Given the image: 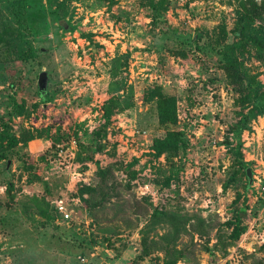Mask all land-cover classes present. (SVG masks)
<instances>
[{
	"label": "rangeland",
	"instance_id": "374dc122",
	"mask_svg": "<svg viewBox=\"0 0 264 264\" xmlns=\"http://www.w3.org/2000/svg\"><path fill=\"white\" fill-rule=\"evenodd\" d=\"M8 1L0 121L15 144L0 142V264H162L159 238L175 224L186 250L176 264H264V110L236 103L219 53L248 1L168 0L154 22L150 0H25L23 44ZM247 50L239 58L264 91V60ZM152 85L176 97L175 124L158 122ZM111 97L105 136L93 139ZM167 131H180L183 148L155 157ZM155 207L174 219L144 229L158 246L140 257Z\"/></svg>",
	"mask_w": 264,
	"mask_h": 264
},
{
	"label": "trees",
	"instance_id": "16d2710c",
	"mask_svg": "<svg viewBox=\"0 0 264 264\" xmlns=\"http://www.w3.org/2000/svg\"><path fill=\"white\" fill-rule=\"evenodd\" d=\"M247 1L248 6H244L243 10L240 11L233 27V35L235 39L231 42H225L219 50V53L222 59V68L227 78L230 80L232 87L239 95L238 98H236V103L245 107L249 105V103L255 102V105L254 107L252 106L250 112H253L252 109L256 110V112H261L264 110V91L261 90L262 85L256 80L255 75L249 74L239 56L247 52V48H252L255 50V56L259 60H264V24H255V21L260 20L263 17L262 13L264 5L263 3L258 4L254 0ZM8 2L10 7L9 10L17 23L16 31L18 32V40H20L22 44L27 43L25 40V34L22 30L24 28L23 19L26 1L9 0ZM168 6V0H150V7L154 11V16L156 17V19L154 18L152 21H158L161 11H166ZM24 54L27 59L35 56L30 44H28ZM41 97L45 98L46 95ZM145 98L146 100L155 101L157 120L160 124H175L177 122V99L174 95L164 92L159 85H152L147 88ZM117 104L118 101L112 97L103 103L102 110L105 119L104 125L92 132L93 139H95V137L105 136V128L109 124L112 108ZM14 107L15 105L13 108ZM17 112L19 113V111ZM0 127V142L5 141L8 147H12L15 144V137L9 133L7 123L1 120ZM182 146L183 142L181 140L180 131H167L163 137L153 139L151 149L153 150V155L155 157H159L162 154L172 157L178 153L179 149L183 148ZM89 149L92 152L94 150L95 152H100L103 150V145L98 143L94 149L90 146ZM224 188H226V185ZM84 190L85 192H89L92 188L86 187ZM172 216L173 215H169L166 211L156 207L151 211L150 222L146 227L140 230V257L149 255L151 251L158 246L157 241L148 240V231H145L144 229L147 227L148 229L153 228L158 222H161L164 219H174L171 218ZM183 230H185L184 224H175L172 227L171 236L165 234L159 238L160 241L164 243H162V246L158 247L160 251H162V264H176L186 256V250L183 248H177L175 245L179 233ZM196 231L201 234L199 229H196ZM241 232L242 230L240 228H234L231 233L232 239H237ZM205 250L211 253V249L206 248Z\"/></svg>",
	"mask_w": 264,
	"mask_h": 264
},
{
	"label": "water",
	"instance_id": "95a60500",
	"mask_svg": "<svg viewBox=\"0 0 264 264\" xmlns=\"http://www.w3.org/2000/svg\"><path fill=\"white\" fill-rule=\"evenodd\" d=\"M47 83H48V75L47 72L43 70L38 74L37 77L38 92L40 93L41 96L45 95L46 93ZM246 175L249 179H251L249 167L246 168Z\"/></svg>",
	"mask_w": 264,
	"mask_h": 264
},
{
	"label": "built area",
	"instance_id": "2783aa9c",
	"mask_svg": "<svg viewBox=\"0 0 264 264\" xmlns=\"http://www.w3.org/2000/svg\"><path fill=\"white\" fill-rule=\"evenodd\" d=\"M56 211L63 215L64 218H68L70 213L67 209V202L64 198H58L54 201Z\"/></svg>",
	"mask_w": 264,
	"mask_h": 264
}]
</instances>
